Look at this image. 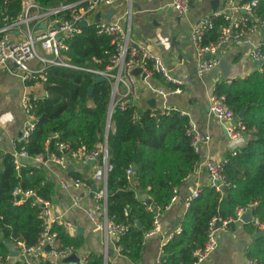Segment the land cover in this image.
Wrapping results in <instances>:
<instances>
[{"label":"trees","instance_id":"obj_1","mask_svg":"<svg viewBox=\"0 0 264 264\" xmlns=\"http://www.w3.org/2000/svg\"><path fill=\"white\" fill-rule=\"evenodd\" d=\"M24 1L0 0V26L5 16L16 18L22 12ZM33 1L48 7L77 0ZM252 14L264 19V0H257ZM224 23L222 17H217L203 43L214 42ZM66 44L69 61L89 68H104L113 51L110 36L98 34L95 23L82 27ZM261 49L264 51V43ZM45 76L47 94L31 100L35 121L28 141L16 142V148L24 146L26 159L20 158L17 167L12 152L0 155L1 263L6 262L9 254L6 243L21 240L32 245L43 231L39 217L42 205L33 204L31 197L21 199L15 190L30 189L48 201L56 191V184L46 169L29 160L40 154L46 157L48 153L71 158L70 150H59L57 140L68 142L71 150H75L81 146L92 148L105 139L110 82L96 80L92 72L55 65L45 69ZM153 76L163 80L158 74ZM213 94L224 96L227 106L244 123L248 138L234 154L227 155L224 174L230 184L219 191L205 185L190 202L180 220V231L162 246L161 264H193L194 251L207 241L208 222L212 217L233 218L239 207L251 204L253 218L258 223L264 222V63L242 78L218 81ZM111 122L114 130L106 138L112 165L106 181V210L109 219L127 226L125 233L116 238V245L121 253L138 262L145 233L153 228L156 213L165 211L163 207L170 202L172 189L193 173L199 154L190 144L189 117L177 109L162 113L159 109L147 108L138 112L134 104H128L124 109L115 108ZM55 132L59 135L57 139L52 137ZM70 175L78 177L75 172ZM86 182L92 185V181ZM147 198L151 203L146 202ZM242 226L252 236L244 246L245 256L264 264V236L257 235L258 225L251 221ZM236 228L235 222L227 225L230 231ZM50 231L55 233L59 248L71 247L76 252L83 244V238L71 235L63 223L52 222ZM85 264L108 263L103 254L91 251Z\"/></svg>","mask_w":264,"mask_h":264},{"label":"crops","instance_id":"obj_2","mask_svg":"<svg viewBox=\"0 0 264 264\" xmlns=\"http://www.w3.org/2000/svg\"><path fill=\"white\" fill-rule=\"evenodd\" d=\"M171 1L115 0L110 5L98 7L88 19L90 23L98 20L120 22L128 30L131 40L135 43L147 44L152 53L161 59L168 74L175 81L170 83L155 76L143 78L138 75L140 92L133 100V104L138 112L147 108L160 110L165 105L168 109H177L186 114L203 136L198 152L197 168L178 187L177 201L163 213H159L157 216L159 229L152 235H145L141 259L134 262L121 253L115 242L117 236L107 233L104 218L99 220L101 221L99 224L85 212V209H92L95 205L94 194L90 196L92 185L95 184L96 188L102 185L93 174L97 162L84 161L72 156L66 158L67 166L62 168L52 161L51 157L54 153H48L46 157L40 154L32 158L29 161L42 165L48 177L56 184L50 206L53 215L58 218L57 222L66 225L71 235L77 234L83 238L81 248L76 252L71 251V254L75 253L78 256L77 262L61 261L46 254L43 259L38 260V264H84L83 258L91 251L103 254L108 264H156L157 258L162 257V246L174 233H177L176 230L180 227V220L187 208L184 198L195 188L209 185L208 171L202 162L207 159L226 158L234 148L222 123L208 113V107L214 86L218 81L242 78L260 68L250 57L249 51L257 42L264 43V28L248 35L243 43H229L219 50V60L224 59L227 64L226 76L222 74L218 65L203 75H198L196 72L198 58L190 39L191 29L204 16L225 9L227 0H189L190 7L186 13H178L172 9ZM30 27L33 29V22ZM18 30L14 28L8 34L10 41H18L22 38V32ZM37 51L42 52L39 45ZM30 65L35 69L41 67L37 59L32 60ZM45 84V82L38 84L24 82L13 63L0 68V155L13 151L14 143L19 140L21 132L30 120L23 106V99L29 97L31 103L32 98L45 96L47 94ZM149 85L162 87L168 92L172 88L180 87L181 92L155 96L151 93ZM113 130L111 117L109 122L106 117L104 141L108 132ZM206 136L207 139L204 138ZM71 172L78 174L77 178L82 181V185L63 188L60 180L71 178ZM86 181H92V185H88ZM235 223L237 228L234 231H230L227 227L218 229L217 247L201 264H245L247 257L244 246L251 241L252 236L244 231L242 220ZM76 227L81 229L80 233L76 232ZM13 261H17V256L13 257L9 252L6 262L0 264Z\"/></svg>","mask_w":264,"mask_h":264},{"label":"built area","instance_id":"obj_3","mask_svg":"<svg viewBox=\"0 0 264 264\" xmlns=\"http://www.w3.org/2000/svg\"><path fill=\"white\" fill-rule=\"evenodd\" d=\"M115 0H77L75 2L59 4L55 7H43L33 0H25L23 2V10L16 18L4 17V24L0 26V68L5 67L8 63H13L18 71L21 79L34 84L46 82L45 69L50 66H64L75 69H81L92 72L96 77L102 76L111 84L112 100L109 102L107 111L108 117H111L112 110L115 108L124 109L128 104H133L139 96L140 86L137 76L133 74L135 68H141V73H145L144 78H150L154 74L160 75L165 81L173 83L175 81L167 72L163 62L152 53L147 44L135 43L130 38L127 29L118 21L98 20L95 22L96 32L98 34L108 35L111 38L113 51L110 55V61L104 68H89L85 66L74 65L69 61L65 54L67 50L66 40L80 33L82 27L90 24L88 16L101 5H110ZM257 4V0H227L226 8L218 13L210 14L201 18L192 27L190 39L195 46V52L198 58L196 72L198 75L212 70L219 63V50L229 43H243L247 40L248 35L254 33L260 28H264V19L253 16V7ZM172 9L178 13H186L190 7L189 0H172L170 3ZM217 17H222L225 23L220 28V32L214 42L203 43L204 36L214 26ZM33 22V29L30 27ZM18 28L22 32V38L18 41H10L8 34L12 29ZM37 45L42 50L37 51ZM263 42H257L249 51L250 57L260 67L264 63V51H262ZM208 56V57H207ZM37 59L41 63L39 69L31 67L30 62ZM141 73L139 75H141ZM122 87V91L120 88ZM151 93L155 96H166L169 92H181L180 87H175L166 91L162 87L149 85ZM23 106L30 120L21 132L18 142L26 143L31 130L34 127L35 116L32 113V105L29 97L23 99ZM164 113L168 108L163 105L160 108ZM208 113L214 115L223 125L230 143L233 145L231 153H235L243 142V135L246 127L244 123L236 118L233 110L225 103L222 95L213 94ZM188 134L190 135V144L196 153L199 152L200 143L203 139L201 132L194 123L189 122ZM55 132L52 137L58 138ZM207 139V136L204 137ZM56 146L59 150H70L72 156L79 157L84 161H96L94 167V178L102 183L94 193L95 205L92 209H85L86 214L92 220L99 223L104 218L107 233L119 236L125 233L127 226L121 223H115L109 219L106 214V180L112 165L108 161V149L106 141L98 142L92 148L81 146L75 150H71L70 144L65 141L57 140ZM14 162L18 167L20 158L26 157V151L22 145L19 149L14 143L13 151ZM52 161L58 163L62 168H66L67 160L62 155L52 154ZM228 162V158L223 159H207L202 163L205 165L209 175V185L216 190H222L224 186L230 184L224 174V167ZM198 163V162H197ZM197 165V164H196ZM197 168V166L195 167ZM130 172V170H128ZM63 188L69 186L80 187L82 181L77 177H71L60 180ZM201 187H197L184 198L185 205L188 207L190 202L199 196ZM15 193L21 195V199L31 197L34 203L42 205L39 217L42 219L43 231L39 240L32 245H27L21 240L14 242L12 247L18 252L17 261L20 264H38V260L44 258L48 254L54 258L62 259L71 254L72 248L58 247V240L55 233L50 231L51 224L58 218L53 215L50 201L44 200L36 195L30 189H16ZM178 199V187L172 189L170 202L163 207L167 210ZM252 205L239 207L236 210L235 217L229 219H221L212 217L208 222L207 241L202 248L194 251L195 261L193 264H201L217 247L218 229L227 227L230 222L241 221L242 216L251 211ZM252 212V211H251ZM157 212L154 218V226L148 230L145 235L149 236L159 229L157 220ZM253 222L258 225L259 229L264 228V222L258 223L253 218ZM220 221V225H218ZM180 231V227L177 228ZM49 249L46 250L45 247ZM85 258H83L85 264ZM1 263V261H0ZM156 264H161L160 257L157 258ZM245 264H257L256 260L247 258Z\"/></svg>","mask_w":264,"mask_h":264},{"label":"water","instance_id":"obj_4","mask_svg":"<svg viewBox=\"0 0 264 264\" xmlns=\"http://www.w3.org/2000/svg\"><path fill=\"white\" fill-rule=\"evenodd\" d=\"M207 57H208V56H207ZM255 64L257 65L256 62H255ZM218 66H219V68L221 69L222 74H223L224 76H226V75H227V64H226V61H225L224 59H220V60H219V63H218ZM140 73H141V68H139V67H138V68H135V69L133 70V74H134V75H139ZM141 76L144 78V77H145V73H141ZM95 79H96V80H105V78L102 77V76L96 77ZM91 92H92V87L89 88V95L91 94ZM112 99H113V98H112V95H111V99H110V100H112ZM113 111H114V110H112V112H113ZM242 115H243V111L239 113V117H242ZM109 121H110V116L108 117L107 122H109ZM247 138H248V136H247V134L245 133V134L243 135V139H244V141H246ZM23 159H24V158H23ZM91 162H93V161H91ZM133 168H135V165H133ZM68 171H70L69 168H68ZM96 189H97V188H96V185L93 184L92 187H91V192H90V196H91V197L93 196V194H94V192L96 191ZM146 202H147V203H151V199L147 198V199H146ZM154 209H155V208H154ZM241 220H242L244 223H248V222L253 221V219H252V212L249 211V212L245 213V214L242 216ZM76 232H77V233H80V232H81V229H80L79 227H76ZM257 235H258V236H264V228H263V229H260V231L258 232ZM6 246L9 248V250H10L9 252H10V255H11V256L16 257V256L18 255V252H17V251L11 246V243H6ZM45 249L48 250L49 247L46 246ZM60 260H61V261H75V262H77V261L79 260V258H78V256H77L75 253H72V254H70L69 256L64 257V258H62V259H60Z\"/></svg>","mask_w":264,"mask_h":264},{"label":"rangeland","instance_id":"obj_5","mask_svg":"<svg viewBox=\"0 0 264 264\" xmlns=\"http://www.w3.org/2000/svg\"><path fill=\"white\" fill-rule=\"evenodd\" d=\"M63 4V3H62ZM64 4H66V3H64ZM57 5H59V4H53V5H50V6H48V7H55V6H57Z\"/></svg>","mask_w":264,"mask_h":264}]
</instances>
